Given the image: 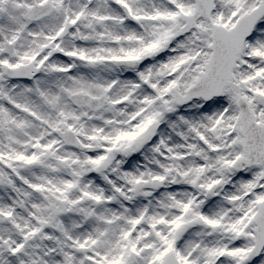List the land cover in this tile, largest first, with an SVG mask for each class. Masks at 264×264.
I'll return each mask as SVG.
<instances>
[{"label": "snow or ice", "instance_id": "6c2138e0", "mask_svg": "<svg viewBox=\"0 0 264 264\" xmlns=\"http://www.w3.org/2000/svg\"><path fill=\"white\" fill-rule=\"evenodd\" d=\"M0 264H264V0H0Z\"/></svg>", "mask_w": 264, "mask_h": 264}]
</instances>
